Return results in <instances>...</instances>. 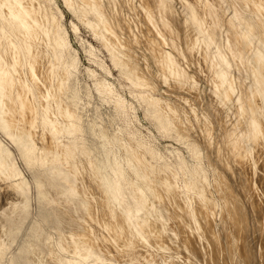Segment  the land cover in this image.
<instances>
[{
	"label": "bare ground",
	"instance_id": "bare-ground-1",
	"mask_svg": "<svg viewBox=\"0 0 264 264\" xmlns=\"http://www.w3.org/2000/svg\"><path fill=\"white\" fill-rule=\"evenodd\" d=\"M43 1L0 0V264H139L138 256L146 264L158 257L163 264L184 263L180 257L188 248L180 240L190 229L175 230L169 223L178 228L185 218L211 225L225 210L224 216L236 224L249 194L243 189L246 182L241 189L237 186L246 171L264 170V0H182L192 32L178 20L177 37L171 39L169 18L157 21L147 14L158 40L155 54L149 56L152 72L145 77L117 41L129 26L117 20L112 27L108 21L107 16L114 19L116 0H79L95 13L92 27H101L114 65L133 85L165 91L158 97L143 94L137 102L147 98V119L160 135L165 132L171 146L163 150L169 156L177 153L175 165H169V157L156 147V136L143 139L139 129L130 128V120L126 128L111 131L99 123L98 114L85 122L76 114L81 95L74 76L80 63L72 52L65 57V32ZM65 1L73 13L72 0ZM167 1L160 0V6L168 7ZM57 92L65 94L69 106ZM94 92L124 113L126 104L114 97L112 84L98 81L93 91L87 90ZM87 131L89 139H79ZM64 135L74 138L63 144ZM6 142L13 145L22 166ZM249 154L253 161L247 160ZM22 168L32 176L40 222L52 220L49 229L57 241L52 242L38 222L29 231L34 233L31 244L27 241L28 246L10 253L31 209L32 185ZM234 176L237 181H231ZM249 200L255 201L253 196ZM219 205L221 212L216 211ZM241 223L238 228L247 224Z\"/></svg>",
	"mask_w": 264,
	"mask_h": 264
},
{
	"label": "rangeland",
	"instance_id": "rangeland-1",
	"mask_svg": "<svg viewBox=\"0 0 264 264\" xmlns=\"http://www.w3.org/2000/svg\"><path fill=\"white\" fill-rule=\"evenodd\" d=\"M41 1H43V0H41ZM64 1L63 0H57L58 4L52 5L51 0H44L43 4L46 6V8L50 14V17L53 18L56 21V23L60 27H62V29L65 32L64 37L66 40H68L65 43L66 44L65 49H64L65 57L68 58L72 52L78 58L79 63L81 65V66L79 65V68L75 74L76 76H74L76 78V80L78 81L77 88H78L79 94L81 95V100H80V104H79L80 108H78V110H76V114L78 113L77 115H79L81 113V115L83 116L84 122L86 119L88 121H91L93 116L95 114H98L99 118H100L99 123L102 121L101 123H103V125H105V126L107 125V127L111 128V131H115L116 128H123V129L126 128V121L130 120V122H131L130 128L139 129V131H141V133H142L143 139H145V140L151 139L152 140L156 136L155 137V139H157L156 142L158 141L156 144V147H159V148L161 147L160 149L162 150L164 156L167 159L169 157V159H168L169 165L170 164L175 165V162H177V161H175L177 159L176 158L177 153L173 154L172 156H169V152L167 150H163V147H165L166 145L171 146V142H166L167 140L164 138L165 132L162 133L163 135L162 134L160 135V133H158L157 129L154 127V124H152V122L150 120H148L147 116H146L147 115V113H146L147 101L145 102L144 100H146L148 98V94L150 93V95L152 94V96L154 95V97H158V95H156V94H163L165 91H161V89L158 91L157 90L155 91L149 87H141V86L133 85L132 82L130 81V79H128L123 74L122 70L114 65L113 59H112L113 56L110 54L111 51L107 47V45L105 44L106 40H104V37L102 35L101 27L98 30H95L92 27V25H94L97 22V18H96L95 13L92 10H90L86 5H84L82 2H80L79 0H72L71 5L73 6V9H74V12L72 13L68 10V8H66L64 6L66 4L65 3L66 1L65 2ZM167 2H168L167 3L168 7L162 8L160 6V0H116V8L112 9L114 19L110 18V16H107L108 21L111 19L110 24L112 27L114 26V22L117 20H119V22H121L122 24L126 23V25H128L130 27V28L128 27V29H126L127 34L123 35L121 38L119 37L117 39V41L119 42L120 45L125 47L126 52L131 56V64L134 67H136V69L138 70V74L142 77H143V75H144V77L150 76V73L152 72L151 71L152 64L149 61V56H150V53L155 54L153 52V49L154 50L156 49L157 40H158V39H156L157 35L153 31L152 24L147 19V14L150 16H153V18L157 21H159L160 20L159 18H162V17H168L169 18L167 20V22H168V29H167L168 31L167 32L169 34V39H171V37H173V38L177 37V33H178V29H179L177 27V21L178 20L180 21V24L182 25L183 29H186L187 31L192 32V28L190 27L191 23L189 20L187 21V19H189L187 7L182 3V0H168ZM209 2L211 4H213L214 1L209 0ZM171 14H173L174 16H172ZM231 15L232 14L230 13L229 16L231 17ZM63 42H64V40H60L61 44H63ZM68 43H70V44H68ZM186 43H187V45H189L192 43V41L189 39ZM154 45H156V47L153 48ZM68 51H69V53H68ZM89 70L93 71V73L90 72L91 74H88ZM236 75L239 76L240 78H242V74L237 73ZM74 77L72 79H75ZM151 79H152V81L154 80V78H152V77H151ZM98 81L101 82L102 84H105L108 82L110 84H112V87L115 90L114 97L122 99L123 102L126 104V108L124 109L125 110L124 113H119L113 102L111 103V102H107V101L102 100L98 96L97 93H95V92L91 93V94L87 93V90H90V89L92 91L94 90V84ZM152 81L150 82L151 84H152ZM52 84L57 85V83H55V81H52ZM91 86H93V88ZM204 87H205V85H203V88ZM54 88L55 87L53 86V89ZM150 89L152 91H150ZM144 91H148V93L144 92ZM208 91L209 90H207L206 92H208ZM57 93L56 94L59 95L58 98L61 100L63 99V101L66 102V104L69 106V102H67L69 100L66 96H64L65 94L64 93L62 94L59 92H57ZM143 94H145V96L147 95V98H145L144 100H139L140 103H138L137 100L140 98V96L145 97ZM120 96L121 97L123 96V97L121 98ZM66 98H67V100H66ZM170 99H171V102L174 101V99L172 97ZM81 104H82V106H81ZM105 113H106V115H105ZM115 117H116V121L114 120ZM107 119L110 121H108ZM112 120L115 122L112 123ZM111 124H114V127H113V125L111 126ZM115 126H117V127H115ZM113 128H114V130H113ZM90 135H91V132L87 131L86 133L80 134L79 139H82V138L83 139H89L88 137ZM73 138L74 137H72V136L64 135L62 137L61 141L63 144L64 143L66 144V143H69L70 141H72ZM3 140L5 141V139H3ZM6 144L9 146V148L12 150V152L17 157L18 164L22 166V161L20 160L17 152L13 148V145L9 142H6ZM173 147H176L177 149H180L181 151L185 152V149L183 148V146H181L179 144L174 143ZM256 154H257V149L255 150V155ZM255 155L253 154V159H254ZM170 157H171V159H170ZM250 157H251V154H249L247 160L253 161L252 159H250ZM22 170H23L25 177L27 178L29 183L32 185V176H30L31 174H29V172L23 168H22ZM255 174H256L255 171L253 172V174H250L248 171H246V174L244 176L245 180L241 181L239 183V185L237 186L238 188L241 186L240 187V189H241V188H243L242 183L246 182V183H244L245 186L243 189L244 190L246 189L245 191H247V188H248L249 194L246 197L247 203H246V201L244 203V200L242 202V205L244 203V210L241 211V214L237 216V223L236 224H234V221H231V220L228 221V217H225L226 216V212H224L225 210L223 211L224 214H222V213L217 214V217L212 221L213 224H211V225H209V224L207 225L204 220H200V221L198 220L197 222L194 221V222L190 223V221H188L187 219L185 220V218H182V220H180L181 226H180V223H179V226L177 224L178 228L174 224H172L171 222L169 223V225L171 227H173L175 230H178L181 228L184 229V227H186L187 230L190 229L189 232L186 229H184L185 230L184 232H186V231L187 232L183 233V235H182V237L186 236L189 240L186 237H183L180 240V243H181L180 245L184 246L186 249L188 248L187 251L185 250V252H184V257L183 256L180 257V259H182V262H184L182 264H188V263L193 264V261H192L193 259H194V264H196L195 262L197 261V259H198V261L199 260L202 261L204 264H264V177H263L264 176V170L259 172L256 175ZM260 177H261V179H260ZM232 178H234L235 180ZM236 179L237 178L235 176L231 177V181H237ZM180 180L181 181L183 180L182 176H181ZM223 182H225V181L223 180ZM231 184H233V183H231ZM233 186H234V184H233ZM249 196L250 197L253 196V198L255 200V201L254 200L253 201L255 203L250 202ZM36 202H37V198H36V194H35V189H34V185H32L31 186V202H30L31 209L29 208L30 212L27 216V218L28 217L29 218L28 219L26 218V220H24V222H22V225L20 228L21 231L19 230L18 238L15 237L17 239H14V241L12 242L11 247H10L11 249L9 250L10 253H16L21 248H23L22 245H24V247H25V245L28 246L29 244H31L30 242L33 241L32 238H34V236L31 237V235H34V233H33V231H31L33 234L31 232H30L31 234H29V231L31 230V226H33L35 224V226H33V228H35L36 225H38V222H39V224L42 225V227L44 229L43 233H45L46 235L48 234L49 238L52 237V238H50L52 240V242L57 241L56 233L53 230L49 229L50 225H51L50 221H52V220H50L49 223L45 222V223H47L46 224L47 226L44 225L45 223L40 222L42 220V212L41 211L39 212L40 209L38 207V203L36 204ZM234 204H237V203H234ZM233 205L232 206L230 205L231 208L233 207ZM248 205H250V206H248ZM245 206L248 207V209ZM220 207H221V205H219L216 208V211L221 212V211H219V210H221ZM248 210H249V213H248ZM207 211L210 212L211 209H209V207H207ZM246 212H247V214H245ZM242 214H243V216L244 215L247 216V218L244 217V219H243ZM250 214L252 215L251 217H249ZM40 216H41V218H40ZM219 217H221V218H219ZM213 218H214L213 215L208 216L209 220H212ZM222 218L223 219L225 218L224 220L226 222ZM251 218H253L252 219V221L254 223L253 226H252V223L250 222ZM240 219H241V221H240ZM35 220H36V222H34ZM183 220H185L187 222V224ZM182 222H184V223H182ZM241 222L247 223V224H242ZM238 223L242 224V226L240 228H238ZM183 224H184V226H183ZM232 224H233V226L230 227ZM241 224H239V225H241ZM248 224H249V226H248ZM205 225H207L209 227L211 226L214 230L212 228L210 229L209 227H207ZM224 226H227L228 230H225ZM204 227L207 228L206 231H205ZM244 227L247 228V231H245L246 229ZM248 227L251 230H249ZM33 228H32V230H33ZM43 229H42V231H43ZM203 229L205 232L203 231ZM242 229H244V230H242ZM230 230H231V233L234 232L235 236L233 235V233L230 234V232H229ZM194 231H195V234L198 236V238L194 234ZM200 231H201V234H200ZM202 231L204 233H202ZM214 231L216 234L214 233ZM249 231H250V233H249ZM191 232H192V234H191ZM209 232H212L213 234L210 233L211 234L210 235V234H208ZM243 233H245V234H243ZM247 233H249V234H247ZM204 234L205 235L208 234L211 237L205 236ZM239 234H240V236H239ZM191 235H194V237L193 236L189 237ZM217 235H219V236L221 235V236L218 237ZM201 236L203 237L202 239H201ZM212 236H213V238H212ZM214 236L217 237L216 238L217 240L215 239ZM228 236H229V239H227ZM204 237H206V239ZM232 237H233V239H232ZM207 238L209 240L208 242H211V239L216 240L217 241V242L215 241L216 244H212L214 240H212V243H208L207 241H205V240H207ZM235 238H237V239H235ZM238 238H239V240H238ZM246 238L249 239V240L248 239L246 240L247 241L246 243H248V245L245 244V241H244V239H246ZM186 239L188 240V242ZM195 239L198 240V241H196L198 243L195 242ZM29 240H31V241L29 242ZM236 240H237V242H236ZM181 241L184 242V244L186 243V245H183V243ZM227 241L230 242L229 245H228ZM26 242L29 244H24ZM193 243H195V244H193ZM226 243H227V245H226ZM197 244H198L201 251H198L199 248H198V246L196 247ZM216 245H219V246L216 247ZM230 245H232V246H230ZM234 245H236V246H234ZM192 247H194V248L196 247L197 249L196 248L192 249ZM214 247H215V249H214ZM242 247H244L245 249L243 250ZM220 248H222V249H220ZM17 249H19V250H17ZM190 249H191V251H190ZM246 249H248L249 252ZM195 250L198 252V254L196 253ZM215 250H217V251H215ZM246 251H247V255L251 256V257H248L246 255ZM190 255H192L191 258H190ZM186 256H188V257H186ZM185 258H187V259H185ZM183 259H185V261ZM190 259H192V260H190ZM156 260L157 261L154 260L155 262L151 261V264H156V263L163 264L162 257H158ZM191 261H192V263H191ZM135 262L139 263V264H146L145 261L142 258H140L139 256ZM201 263L197 262V264H201Z\"/></svg>",
	"mask_w": 264,
	"mask_h": 264
}]
</instances>
